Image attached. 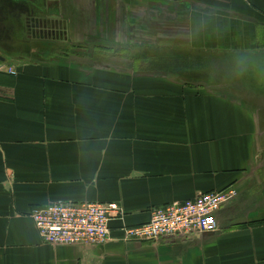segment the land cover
<instances>
[{
  "label": "crops",
  "instance_id": "1",
  "mask_svg": "<svg viewBox=\"0 0 264 264\" xmlns=\"http://www.w3.org/2000/svg\"><path fill=\"white\" fill-rule=\"evenodd\" d=\"M15 2L37 25L33 43L157 54L158 66L4 64L19 77L0 72V264H264V0ZM10 12L0 3V24ZM228 187L238 197L215 232L125 234L160 207ZM58 201L119 204L109 242L44 244L31 214Z\"/></svg>",
  "mask_w": 264,
  "mask_h": 264
},
{
  "label": "built area",
  "instance_id": "2",
  "mask_svg": "<svg viewBox=\"0 0 264 264\" xmlns=\"http://www.w3.org/2000/svg\"><path fill=\"white\" fill-rule=\"evenodd\" d=\"M237 197L234 187L199 194L193 200L160 207L151 213L149 222L124 231L129 240L141 242L209 234L217 231L220 209ZM119 215L116 203L58 201L35 208L31 217L44 244L70 247L106 244L111 235L110 223Z\"/></svg>",
  "mask_w": 264,
  "mask_h": 264
},
{
  "label": "rangeland",
  "instance_id": "3",
  "mask_svg": "<svg viewBox=\"0 0 264 264\" xmlns=\"http://www.w3.org/2000/svg\"><path fill=\"white\" fill-rule=\"evenodd\" d=\"M3 1L4 2H0V3L4 4L5 6L11 7L10 13L12 12L20 13L18 9H13V4L9 3L10 0H3ZM12 1L15 2L16 0L15 1L12 0ZM26 22H27V17H24V16L21 18L19 17L17 20V16H16V18H11V20L8 21V24H0V29H1L0 31V39H1L0 56L6 59L5 62L0 61V72L1 73L7 74L9 76H13L14 78L19 77L18 69L14 67L15 65H17L18 63L17 61L19 60V58L25 59V60H22L25 63L26 62L29 63L31 61L35 63V62H40V61H45V60L46 61L47 60L48 61L64 60L66 63H75L76 61L87 62L89 61L90 58L93 59V56L95 57V60L98 61L96 64H99V61H100L103 65L107 64L108 61H110L108 59H111V58L115 59L114 57H117L119 59V65H124L120 63H129L131 59H138V60L141 59V61H143L145 65H147V67H151L153 69H156L157 71V67H155V66H158L157 59L150 58V57H157V54H97V55L95 54H58L60 52H64L68 48L66 46H62L60 42L57 44L46 43V42L45 43L44 42H39V43L34 42L33 43L32 41H30L27 33L30 30L37 29V26L35 27V29L33 26L27 27ZM41 33L43 37L44 35L48 36L45 34L44 31H42ZM58 37L60 38L61 36H58ZM62 38H64L63 41L65 42L70 41V43H72L73 40H76V38H74L73 32H68V33L64 32V36ZM31 47L32 48L35 47L36 49L35 54H30ZM88 48H93V47H88ZM48 51L54 52V54H50ZM62 56L65 58L59 59ZM78 56H81V57L85 56L86 58L82 59ZM143 56H147L150 59L143 60V58H147ZM147 62H151V63L148 65ZM4 64H11V65L14 64V66L8 67V66H5ZM198 72L199 74L198 75L196 74L194 78L195 82L198 81L197 89L202 88L199 81H204L205 77H207V74L205 75L206 73L205 68L204 69L202 68L201 70L198 69ZM215 79L217 81V78ZM194 92H196V90Z\"/></svg>",
  "mask_w": 264,
  "mask_h": 264
},
{
  "label": "trees",
  "instance_id": "4",
  "mask_svg": "<svg viewBox=\"0 0 264 264\" xmlns=\"http://www.w3.org/2000/svg\"><path fill=\"white\" fill-rule=\"evenodd\" d=\"M0 2H4L3 0H0ZM9 3H11V4H13V9H18L19 10V12L20 13H18V12H16V13H14V12H12V14L16 17H28V15H27V13H29L28 12V8H26L25 7V5H24V2H13L12 0H10L9 1ZM19 7V8H18ZM23 10H22V9ZM21 10V11H20ZM18 14V15H17ZM0 31H1V29H0ZM0 41H1V39H0Z\"/></svg>",
  "mask_w": 264,
  "mask_h": 264
},
{
  "label": "water",
  "instance_id": "5",
  "mask_svg": "<svg viewBox=\"0 0 264 264\" xmlns=\"http://www.w3.org/2000/svg\"><path fill=\"white\" fill-rule=\"evenodd\" d=\"M36 26H37V25H36ZM5 60H6L5 58H3V57L0 56V61H1V62H5Z\"/></svg>",
  "mask_w": 264,
  "mask_h": 264
},
{
  "label": "flooded vegetation",
  "instance_id": "6",
  "mask_svg": "<svg viewBox=\"0 0 264 264\" xmlns=\"http://www.w3.org/2000/svg\"><path fill=\"white\" fill-rule=\"evenodd\" d=\"M29 33H32V30H30ZM44 36H45V35H44Z\"/></svg>",
  "mask_w": 264,
  "mask_h": 264
}]
</instances>
